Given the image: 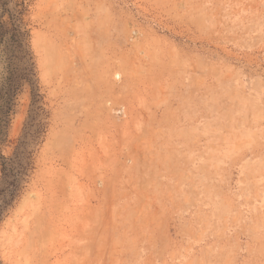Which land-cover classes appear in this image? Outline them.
I'll use <instances>...</instances> for the list:
<instances>
[{
    "label": "rangeland",
    "instance_id": "374dc122",
    "mask_svg": "<svg viewBox=\"0 0 264 264\" xmlns=\"http://www.w3.org/2000/svg\"><path fill=\"white\" fill-rule=\"evenodd\" d=\"M6 1L49 116L1 262L264 264V0Z\"/></svg>",
    "mask_w": 264,
    "mask_h": 264
},
{
    "label": "trees",
    "instance_id": "16d2710c",
    "mask_svg": "<svg viewBox=\"0 0 264 264\" xmlns=\"http://www.w3.org/2000/svg\"><path fill=\"white\" fill-rule=\"evenodd\" d=\"M1 1L4 11H10L6 8L7 1ZM23 11L24 8L18 9L16 15L11 13V19L7 23L0 21V44L3 43L6 55V74L0 79V144L6 139L17 94L24 83L31 87V108L13 154L5 156L0 151V221L19 197L33 167L35 147L45 135L48 126L49 115L40 93L29 44V31L24 29ZM4 14L3 12L0 15V19ZM0 264H3L1 260Z\"/></svg>",
    "mask_w": 264,
    "mask_h": 264
}]
</instances>
